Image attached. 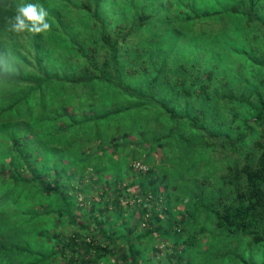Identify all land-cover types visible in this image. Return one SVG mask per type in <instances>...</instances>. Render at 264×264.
Segmentation results:
<instances>
[{"label":"trees","instance_id":"obj_1","mask_svg":"<svg viewBox=\"0 0 264 264\" xmlns=\"http://www.w3.org/2000/svg\"><path fill=\"white\" fill-rule=\"evenodd\" d=\"M28 3L47 11L48 31L8 30L7 19L17 6ZM206 44L217 46L210 55H204ZM196 49L199 54L187 55ZM114 122L131 124L136 136V142L115 143L138 148L147 144L144 153L149 158L142 160L147 168L140 175V190L150 199H156L160 191L153 182L157 180L156 161L151 157L154 148L160 147V157L168 164L175 162V167L199 169L195 163L210 158L216 164L222 162L220 171L216 177L205 171L192 174L191 185L184 187L188 198L183 210L169 209L166 218L149 201L151 212L146 219L151 228L134 232L133 237L130 233L143 216L145 204L134 200L125 210L129 215L123 216L114 198L113 211L120 210L117 217H121L125 235L120 237L113 230L117 217L112 221L103 215L96 217L104 227L93 230L107 238L106 245L93 243V231L83 241L73 231L62 242L58 233L49 234L46 225H41L47 217L27 215L21 220L32 218L41 225L37 230L33 225L27 227L32 234L36 232L31 240L39 247L29 239L22 242L15 224L0 227L1 260L56 264L55 255H60L69 264H79L78 260L96 263L113 251L115 240L123 238L128 249L119 247V255L127 260L129 254L134 262L133 245L154 229L157 236L171 241L166 245L165 262L177 263L180 256L186 259L191 247L201 245L198 238L203 230L196 228L190 209L203 210L210 217L211 230L240 235L249 245L264 244V0H190V4L177 0H0V187L9 181L27 184L38 177L47 192L59 189L62 183L57 177H70L69 168L83 173L88 165L102 183L99 165H87L91 155L83 149L88 144L83 135L113 146V137L107 142L102 137ZM74 136L80 137L76 144L70 141ZM52 139L68 143L60 149L62 156L68 154V162L61 160L45 180L42 161L33 155L32 163L25 162L37 151H29L26 145L47 151L53 147L44 141ZM213 152L220 158L211 156ZM72 154L76 155L73 160ZM23 159L30 178L22 176ZM163 162L158 165L164 169L165 185H175L173 171L167 173ZM123 164L112 165L113 186L104 182L116 194L121 177L118 166ZM64 190L59 189L62 196ZM160 192L167 193V189ZM65 204L67 216L68 199ZM134 210L140 216L132 220ZM58 211L50 221L60 220L62 210ZM68 221L74 224L73 218ZM147 258L143 254L136 264H156Z\"/></svg>","mask_w":264,"mask_h":264},{"label":"rangeland","instance_id":"obj_2","mask_svg":"<svg viewBox=\"0 0 264 264\" xmlns=\"http://www.w3.org/2000/svg\"><path fill=\"white\" fill-rule=\"evenodd\" d=\"M177 1L178 4H190V0ZM215 47L217 46L206 44L204 47V55H210L209 51H211V49H214ZM190 53H194L196 55L199 54L197 49L194 52L189 51L187 55H189ZM130 125L131 124H129V126ZM129 126L124 122H114L108 124L107 133L109 134L105 133L102 138L103 142H107L109 137H113V146L106 144L101 145L99 142V138H92L90 134V136L82 134L87 138L88 143L86 144V146H83V149H86V152L91 155L89 156L91 158L86 160L87 165L88 163H96V165H99V167L102 169L100 173L101 177H103L102 183L97 181V176H99V174H97L96 171L92 170L88 165L84 168L83 173H77L74 168H69L67 172H69L68 174L70 175V177H57L62 183L60 184L59 189L63 190L65 188L64 191L66 193H63V196L62 194H60L57 187L54 190L51 189L45 192V186L39 183L38 177H34V179L29 180L27 184H13L12 181H9V183L5 184L6 186L0 187V227L8 229L12 223L15 224L17 227L15 228V231L18 233V235L22 236V242L24 239H29V243L35 245V247L39 246L31 239H35L33 237H35L37 234L36 232L32 234V231L30 229H27V227L33 225L37 230L38 227L44 224L46 225L47 233H58V235L61 237L62 242L67 241L70 235H72L73 231L78 233L76 239L81 241H83L84 238L89 237L93 231V243L99 242L106 245L108 243L107 238H101L98 232L94 231L93 229L98 226L104 227V223L101 224L102 222L96 219V217H100L101 215H103L108 217L111 221L112 219H115L117 217V213H119L120 210H118V212L113 211L114 198H116L120 203V208L122 209L120 213H122L123 216L129 215L126 214L125 210L128 208V204L134 205L133 199L135 198V196L139 197V199L136 200L138 201V203H140L141 201L145 204V211L143 213V216L141 217L140 221H137L136 229L130 233L131 237H133L134 232H141L151 228V225L147 221V219L145 221H142L145 213L147 214V218V216H149L151 212V209L149 208V201L153 202L152 208L158 211V215L161 218H166L168 216L167 213L169 212V209L174 210V212L176 210H183L185 201L188 198L184 194L186 193V189L184 187L187 185H191L192 174L198 176L202 174V171H205V173L209 176L216 177V175L219 173L220 169L218 167L222 164V162L216 164L214 163L216 161H213V159L209 158V160H199L195 163V165L201 166L199 169L190 168L188 171L180 167V170L179 166L175 167L173 165L175 162L172 161V163L168 164V162H166L164 158L160 157V153L162 152L160 147L154 148V150L152 151L153 155H151V157L153 156V159L156 161V165L153 168L155 173L154 176H157V180L153 181L156 183L155 189H160V191L167 189V193L163 194V192L159 191L156 199H150V197H147V193L145 194L140 190V175L145 173V170H135L132 167V161L139 160L147 168V163H143L142 161L143 158H149L148 156L146 157V154L144 153L148 150L147 144H145V146L143 145V147L141 146L138 148V146L130 143H128L127 145L126 143H124L123 146L115 143V141H118L120 143L126 142L127 139L135 141L136 136L133 132L134 128H129ZM126 130H129L130 132L128 135L125 134ZM110 134H113V136H110ZM77 138L80 137L74 136L70 141H72V143H75V140H77ZM62 141L63 140L61 139L44 141L51 147H53L47 151L42 150V148L40 147H36L35 144H27L26 148L29 151H33V148H37V151L34 153L31 152L32 154L26 157L27 159L25 160V162H27V164L32 163V160L34 158L32 156L35 155L38 160L42 161V177L45 180H48L50 177L49 175H51L52 173V170L54 171V169L59 166L61 160L62 162H68L66 158V156L68 157V154L65 153V155L62 156L60 153V149L66 148L65 146L68 147V143H63ZM39 145L41 144L37 143V146ZM213 155H218L217 158H220V155L217 152H213L211 156ZM75 156V154L71 155L72 160L75 158ZM160 161H165L163 162V164L167 173L171 174L169 171H173L172 175L174 174V177H176L175 185L173 183L165 185V178L162 175V171L164 169L161 170L160 166L158 165L160 164ZM38 162L39 161L35 162V164H37ZM20 163L22 165L20 169L25 170L22 171V176L24 178H30V171L23 168L24 159L20 161ZM119 163L124 164L123 166H118L121 177L118 176V178L120 177V179H118L120 181H117L118 184L116 183V186L117 189H119V192L116 194L114 193L113 188L107 189L104 182L106 181L111 184V182L113 181L112 171L115 169V167H113L112 165H118ZM39 164L40 162L38 163V166ZM122 171L124 173L123 175ZM178 171L181 173H179ZM111 185L113 186V184ZM66 198L70 202V208L67 216L65 213H63L65 212V208L68 207L67 204H65V202L67 201ZM2 202H5V204H3ZM92 203L95 206L92 205ZM97 209L100 210L98 211ZM58 210H62V217L59 218L60 220L57 223H55V221H50L49 217H51V215H53V217L59 215L55 214V212H59ZM15 211L17 212L18 216L15 215ZM190 212L191 215L196 218V228L200 227L198 231L203 230L202 232H200L198 238V242L201 245L196 247L193 246L190 248V252L187 255L188 258L186 257L187 260L180 256L177 263L173 264H264V244L258 243L249 245L248 243H246V239L242 240L240 237H238L240 235H237L236 237L232 235L226 236L223 233H220L219 230H211L212 226L210 217L203 210L196 209L194 212H192L190 209ZM30 214H33L36 219L42 218L43 220L47 217V220L45 222H41V225H39L38 221L32 220V218H29L25 221L21 220V218H24ZM138 215V210H134L132 220L133 218L137 219V217L140 216ZM9 216L13 219H10ZM69 218H73L74 224L69 223ZM118 218L121 217H117V220H114L116 223H118V225H115L113 227V230L115 234L123 237V235H125V227L121 225V221ZM15 221H18L19 223H15ZM163 222L162 224L164 225L165 223ZM78 223H81L82 227L79 226ZM130 223H132V221ZM46 231L44 232L46 233ZM156 232L157 231H155L154 229L150 230L151 234L140 237V241L133 245L132 248L137 253V255H135L136 259L134 262H131L129 254L127 256V260H122V258L120 257L119 247H122L125 250L128 249L124 239L121 238L115 240L114 242L112 241L113 243H115V245H113V251L110 252L105 258H97L96 263L93 262L89 264H136L142 259L143 254L148 257V262H155L156 264H172L170 262L167 263L164 260V255L166 256L168 252L166 245H171V241L160 235L157 236ZM47 240L50 242L48 237L46 241ZM18 241H20V239H18ZM51 245L53 244L51 243ZM172 247L177 248V245L174 244L172 245ZM179 247L180 246H178V248ZM221 249H226L227 253L225 251H222ZM233 250L237 251L240 254L241 258L237 259V257L235 256L236 252H234ZM83 256L84 254H82V256L80 257L82 258ZM50 260L54 259H49V261ZM55 260L56 264H69V262H66L65 257H60V255H55ZM159 260L161 261L159 262ZM82 262L83 261L80 260L77 261V263L79 264H83ZM0 264L17 263H9L5 260V258H3L2 260L0 259Z\"/></svg>","mask_w":264,"mask_h":264},{"label":"clouds","instance_id":"obj_3","mask_svg":"<svg viewBox=\"0 0 264 264\" xmlns=\"http://www.w3.org/2000/svg\"><path fill=\"white\" fill-rule=\"evenodd\" d=\"M47 16L48 13L42 6L34 3L21 4L17 6L15 14L7 19L8 30L16 33L42 34L51 27Z\"/></svg>","mask_w":264,"mask_h":264},{"label":"built area","instance_id":"obj_4","mask_svg":"<svg viewBox=\"0 0 264 264\" xmlns=\"http://www.w3.org/2000/svg\"><path fill=\"white\" fill-rule=\"evenodd\" d=\"M132 167L135 170H141V171H144L146 169V167L139 160H133L132 161ZM147 197H150V195L148 194ZM138 199H139V197L135 196V198L133 200H138ZM146 215L147 214L145 213L142 221H145L146 220Z\"/></svg>","mask_w":264,"mask_h":264}]
</instances>
